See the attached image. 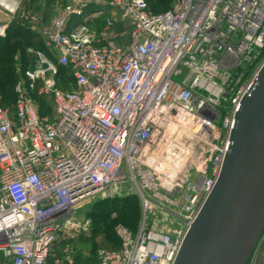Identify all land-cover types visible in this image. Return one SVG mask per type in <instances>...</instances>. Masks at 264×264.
<instances>
[{
	"label": "built area",
	"instance_id": "built-area-1",
	"mask_svg": "<svg viewBox=\"0 0 264 264\" xmlns=\"http://www.w3.org/2000/svg\"><path fill=\"white\" fill-rule=\"evenodd\" d=\"M21 16L42 49L12 113L0 106V264H76L73 248L55 249L80 229L74 208L124 186L139 223L117 225L119 249H99L96 264H173L264 65V0H175L161 13L146 0H67L36 30L37 14ZM33 94L52 101L53 119Z\"/></svg>",
	"mask_w": 264,
	"mask_h": 264
},
{
	"label": "water",
	"instance_id": "water-1",
	"mask_svg": "<svg viewBox=\"0 0 264 264\" xmlns=\"http://www.w3.org/2000/svg\"><path fill=\"white\" fill-rule=\"evenodd\" d=\"M263 240L264 65L240 102L215 186L173 264H249Z\"/></svg>",
	"mask_w": 264,
	"mask_h": 264
},
{
	"label": "rangeland",
	"instance_id": "rangeland-1",
	"mask_svg": "<svg viewBox=\"0 0 264 264\" xmlns=\"http://www.w3.org/2000/svg\"><path fill=\"white\" fill-rule=\"evenodd\" d=\"M174 1L175 0H147V5L151 10L161 12L169 9ZM24 2L26 6L18 8L14 16L12 13L0 8V17L5 19L14 17L12 20L13 25L21 21L23 25H26V32L28 31L29 36L32 34L39 44L41 41L36 31L32 30V25H30L29 22L27 23L21 15L23 13L32 15L37 14L36 12H40V15L47 18L46 21H49L59 9L65 6L67 0H24ZM26 9L28 12H26ZM45 25L47 24H41V22H39L35 24L33 28L36 30L37 27L40 29ZM15 47L18 48L12 52V48ZM8 49L12 52H9V57H11L12 60V68L9 73L12 74L14 81H17L24 76L27 70L33 67V63L36 59L35 53L39 50L38 47L33 48L30 47V45L24 46V43L18 39L11 42ZM8 49L3 50V52L6 53ZM256 67L257 64H254L248 72V75L243 78L241 85L251 77ZM177 81H179L178 78ZM55 82L61 90L71 89L66 72L62 73L58 70ZM0 87L2 91L6 90L1 85ZM10 98L0 93V102L7 111L12 108L14 96L10 95ZM35 102L41 115L53 119V103L50 99H43L41 101L35 98ZM195 157L193 163L200 165L202 163L200 154ZM202 169L205 170V160ZM121 189L125 191H121ZM121 189L119 191L108 189L106 191L107 198L99 199L100 196L98 195L96 198L84 200L77 204L74 208V216L76 224L80 229L78 232L71 233L72 237L66 239V241H63L61 238L57 242L55 245L56 254L64 247H71L80 255L78 264H94L96 252L99 249L117 250L118 242L114 234V228L117 225H122L131 231H135L141 217L140 204L133 195L131 187L124 186L121 187ZM82 227H85L86 231H83L81 229Z\"/></svg>",
	"mask_w": 264,
	"mask_h": 264
},
{
	"label": "trees",
	"instance_id": "trees-1",
	"mask_svg": "<svg viewBox=\"0 0 264 264\" xmlns=\"http://www.w3.org/2000/svg\"><path fill=\"white\" fill-rule=\"evenodd\" d=\"M146 3H147V0H146ZM151 11H153L154 13L164 12V11L159 12V11H154V10H151ZM26 12H28L27 9H26ZM17 39L20 40L21 42H23L24 46L30 45V47H33V48L38 47V50L42 49L41 43L38 44L36 38L32 34L29 36L28 31L26 32V25H23L21 23V21L18 22L16 25H13V23L11 22V24L5 30V37L0 38V44H1L0 45V85L7 90V91L6 90L2 91V89H0V93L7 95L9 98H10V95L14 96V100H13V103L11 106L12 108L9 109V112H11V113L13 111V105H14V101H15V95L13 92V88H14L16 81H14L12 74L9 73L10 69L12 68V66H11L12 60H11V57H9V52H11V51L8 48L10 46V43L13 41H16ZM116 44L121 45L122 43L120 41H117ZM17 48L18 47L12 48L13 49L12 52H14V50H16ZM5 49H8V51H6V53L3 52V50H5ZM59 71L62 73L66 72L65 69H63V68H59ZM33 97H35V98H37V100H41V101L44 99L41 97H36L35 94H33ZM0 106L4 109V106L1 104V102H0ZM63 241H66V239H63ZM117 242H118V248L117 249H119V241L117 240ZM79 257H80L79 253L76 252V264H78ZM94 264H96V258H95Z\"/></svg>",
	"mask_w": 264,
	"mask_h": 264
},
{
	"label": "crops",
	"instance_id": "crops-1",
	"mask_svg": "<svg viewBox=\"0 0 264 264\" xmlns=\"http://www.w3.org/2000/svg\"><path fill=\"white\" fill-rule=\"evenodd\" d=\"M25 4L26 3L24 2V0H19L18 8H20L21 6L25 7L26 6ZM36 13H37L38 17L40 18L41 24H49V22L53 18V17H51V19L49 21H46L47 18L41 16L40 12H36ZM13 18L14 17H9L8 19H5V18L0 17V25H4L7 28L11 24ZM249 264H264V240L262 242V245L258 246L257 249L255 250V252L253 253V255L249 261Z\"/></svg>",
	"mask_w": 264,
	"mask_h": 264
},
{
	"label": "bare ground",
	"instance_id": "bare-ground-1",
	"mask_svg": "<svg viewBox=\"0 0 264 264\" xmlns=\"http://www.w3.org/2000/svg\"><path fill=\"white\" fill-rule=\"evenodd\" d=\"M0 2H1L4 6H6L7 8H11V4H9L8 1L1 0Z\"/></svg>",
	"mask_w": 264,
	"mask_h": 264
}]
</instances>
